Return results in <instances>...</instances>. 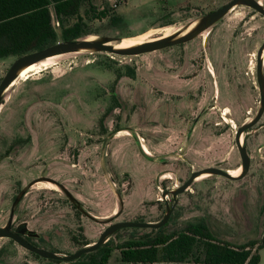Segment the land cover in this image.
I'll return each instance as SVG.
<instances>
[{"label": "rangeland", "instance_id": "rangeland-1", "mask_svg": "<svg viewBox=\"0 0 264 264\" xmlns=\"http://www.w3.org/2000/svg\"><path fill=\"white\" fill-rule=\"evenodd\" d=\"M124 1L117 27L110 24V0L85 2L79 14L87 31L75 40L112 46L138 35L155 39L166 28L178 35L230 0ZM256 1L264 9V0ZM102 11L105 17L95 18ZM263 42L264 17L237 3L176 46L134 55L75 50L23 81L13 78L0 93V228L68 256L118 222L158 223L190 174L241 167L235 133L260 110L255 73ZM18 58L0 59V81ZM260 80L264 97L261 60ZM239 137L244 176L195 177L175 196L165 233L202 220L216 240L231 245L262 237L264 110ZM149 230L105 235L100 246L107 241L112 249L107 264H117L121 243ZM259 256L264 264V247ZM0 264L67 263L0 235Z\"/></svg>", "mask_w": 264, "mask_h": 264}, {"label": "trees", "instance_id": "trees-1", "mask_svg": "<svg viewBox=\"0 0 264 264\" xmlns=\"http://www.w3.org/2000/svg\"><path fill=\"white\" fill-rule=\"evenodd\" d=\"M87 1L0 0V59L46 49L56 43L57 37L67 42L85 35L87 24L79 10ZM88 9L87 13H93L91 4ZM94 14L95 18L105 17L104 11ZM52 22L58 24V33ZM122 23L116 15L110 17L114 27ZM166 224L121 243L116 248L117 264H258L257 252L264 247V233L258 241L231 245L216 240L202 220L187 222L179 231L170 233L164 232ZM111 251L106 241L71 263L107 264Z\"/></svg>", "mask_w": 264, "mask_h": 264}, {"label": "water", "instance_id": "water-1", "mask_svg": "<svg viewBox=\"0 0 264 264\" xmlns=\"http://www.w3.org/2000/svg\"><path fill=\"white\" fill-rule=\"evenodd\" d=\"M237 3H241V4L251 8L252 10L259 13L262 17H264V9L260 7V4L256 0H230L228 3L220 6L219 8H217L211 12H209L208 14H206L202 18L201 22L197 26H195V28L192 31H190L189 33L184 34L183 36H179V37H178V35H174V36H170V37L164 38V39L156 38V39H153L149 42H144V43H142V44H140V45H138V46H136L130 50L115 51L112 48V46H107L105 43H101V42L87 41V39L78 40V41L73 40V41L55 43L53 46H50L46 49H43V50H40L37 52H33V53H29V54H26V55L19 57L18 60L6 72V74L4 75L2 80L0 81V93L6 88V86H8V84L11 83V80L13 79L15 72L23 64L37 63L41 60H44L47 57H51V56L58 55L61 53H68L71 51L78 50L79 48H85V49L93 48L95 50H99L101 52L114 54V55H134V54H142V53H146V52L161 50V49H164L167 47L178 45L179 43H184V42L194 38L195 36L201 34L207 27H209L211 24H213L214 22L219 20L223 15H225V13H227ZM263 49H264V42L258 48L257 62H256V83L258 86V91H259V96H260V100H259L260 110L258 111L255 118L251 122H249L248 124L238 128V130L235 133V145H236V148H237L239 156H240L241 168L244 171L240 176L233 177V176H230L227 171L223 172V171L215 169V168H206V169L200 170L198 172H194V173L190 174L189 178L182 184V186L177 191H175L173 193L172 198H173L174 203L168 209V211L163 215V217L161 218V220L158 223L150 224V223H138V222H118L116 224H113V225L107 227L100 234L99 238L96 240V242L92 246L79 249V250L75 251L74 253H72L68 256H59L57 254L41 250L37 247H34V246L20 240L18 237L6 232L5 230H3L1 228H0V235L12 240L17 245H19L20 247H22L28 251H31L33 253H36V254L43 256L45 259H48L51 261H62V262L68 263V262L74 261L79 256H81L82 254L95 251L100 246L102 238L105 235H107L111 232H114L116 230L127 229V228H129V229L130 228H132V229L133 228H137V229H158V228L162 227L167 222V219H168V217H169V215H170V213L174 207L175 196L177 194L181 193L182 191H184L188 187L190 182L195 177L199 176L202 173H210L213 175L221 176V177H224L230 181H237V180L241 179L244 176V174L246 173V171L248 170V166H247V164H245L244 160L247 161V157L242 152V149H241L240 144L238 142V138L242 132H244L245 130L252 127L259 120V118L261 117V114L264 110V97L262 94V86H261V80H260V60H259L261 52Z\"/></svg>", "mask_w": 264, "mask_h": 264}, {"label": "bare ground", "instance_id": "bare-ground-1", "mask_svg": "<svg viewBox=\"0 0 264 264\" xmlns=\"http://www.w3.org/2000/svg\"><path fill=\"white\" fill-rule=\"evenodd\" d=\"M195 26H196V22H192L181 33L178 34V37L189 33L190 31H192L195 28ZM166 31L167 32H165V33L163 32L164 34L162 35L161 39L168 38L170 36H174L175 35L174 34L175 32H172L171 30L168 31L166 29ZM143 36L141 37V36L138 35V36H136L134 38H121V39H119V41L116 44L112 45V48L115 51H125V50H130V49H132V48H134V47H136V46H138V45H140V44H142L144 42H149V37L148 36L143 37ZM87 41H94V40L90 39V38H87ZM84 50H93L94 51L95 49H93V48H91V49L79 48L77 50V52L78 51H84ZM68 54H69V52L68 53H61V54H58V55L47 57L44 60H41V61H39L37 63H26V64H23L15 72L13 78L20 79L21 81H23V80L27 79L30 76V74L37 73V72L41 71L42 69H46V68L52 66L54 64L55 60H57L58 58H60L62 56H67ZM260 60L262 61V63L264 62V49L261 52ZM14 82L15 81L12 80L11 83L9 84V86L11 87L14 84ZM238 142L239 143L241 142V137L238 138ZM144 147L145 146L143 145L142 150L145 152ZM241 169H240V172H241ZM240 172H239V174H240ZM228 174L230 176H233V177H237L239 175V174L235 175V174H232L230 172H228ZM201 177H202V175L197 177V179L201 178Z\"/></svg>", "mask_w": 264, "mask_h": 264}, {"label": "crops", "instance_id": "crops-1", "mask_svg": "<svg viewBox=\"0 0 264 264\" xmlns=\"http://www.w3.org/2000/svg\"><path fill=\"white\" fill-rule=\"evenodd\" d=\"M125 2V1H124ZM122 6H124V3L122 4V5H120L116 10H115V15L117 16V17H119L120 18V13H119V10L121 9V7ZM154 27H149V28H147L146 30H144V31H142V32H146V31H148V30H151V29H153ZM138 34H140V33H138ZM137 34V35H138ZM115 210H114V208H111V215H113V213H115L114 212ZM98 218H101V219H104V218H106V216H103V217H98ZM88 245H89V243H88ZM88 245H86V246H88ZM262 248L263 247H261L259 250H258V256H259V252L262 250ZM259 261H260V256H259ZM259 261H258V264H259ZM67 264H72V263H70V262H68Z\"/></svg>", "mask_w": 264, "mask_h": 264}, {"label": "built area", "instance_id": "built-area-1", "mask_svg": "<svg viewBox=\"0 0 264 264\" xmlns=\"http://www.w3.org/2000/svg\"><path fill=\"white\" fill-rule=\"evenodd\" d=\"M124 3V0H110V10L115 11L120 5H122ZM55 24V26L57 27L58 24L56 22H53ZM141 139H139V146L142 147L141 144Z\"/></svg>", "mask_w": 264, "mask_h": 264}, {"label": "flooded vegetation", "instance_id": "flooded-vegetation-1", "mask_svg": "<svg viewBox=\"0 0 264 264\" xmlns=\"http://www.w3.org/2000/svg\"><path fill=\"white\" fill-rule=\"evenodd\" d=\"M168 31L170 30V28H166ZM166 29H163V30H161V32L163 33H165V32H167L166 31ZM163 33V34H164ZM162 34V35H163ZM162 35L160 36V37H158V38H161L162 37ZM154 39V38H153ZM153 39H149V41H151V40H153ZM156 39V38H155ZM174 46H176V45H174ZM168 48V47H167ZM255 78H256V73H255ZM20 80V79H19ZM140 147V146H139ZM141 149H142V147H140ZM144 150H145V152L147 153V154H149V152H148V150H147V148L146 147H144ZM240 169H241V167H237L236 169H234V170H228V172H230V173H232V174H235V175H237V174H239V172H240ZM167 212V211H166ZM165 212V213H166Z\"/></svg>", "mask_w": 264, "mask_h": 264}]
</instances>
